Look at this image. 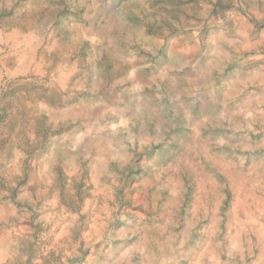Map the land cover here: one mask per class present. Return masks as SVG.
I'll return each mask as SVG.
<instances>
[{
    "label": "rangeland",
    "instance_id": "374dc122",
    "mask_svg": "<svg viewBox=\"0 0 264 264\" xmlns=\"http://www.w3.org/2000/svg\"><path fill=\"white\" fill-rule=\"evenodd\" d=\"M0 264H264V0H0Z\"/></svg>",
    "mask_w": 264,
    "mask_h": 264
}]
</instances>
